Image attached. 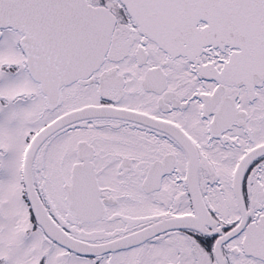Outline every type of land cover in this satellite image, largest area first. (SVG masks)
I'll return each mask as SVG.
<instances>
[{
    "label": "snow or ice",
    "instance_id": "obj_1",
    "mask_svg": "<svg viewBox=\"0 0 264 264\" xmlns=\"http://www.w3.org/2000/svg\"><path fill=\"white\" fill-rule=\"evenodd\" d=\"M0 264H264V0H0Z\"/></svg>",
    "mask_w": 264,
    "mask_h": 264
}]
</instances>
